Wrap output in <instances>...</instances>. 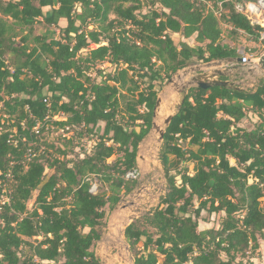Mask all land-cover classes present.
I'll return each instance as SVG.
<instances>
[{
  "label": "trees",
  "instance_id": "obj_1",
  "mask_svg": "<svg viewBox=\"0 0 264 264\" xmlns=\"http://www.w3.org/2000/svg\"><path fill=\"white\" fill-rule=\"evenodd\" d=\"M219 1L0 0V198L9 199L0 205V264H100L94 246L105 208L137 185L124 175L136 168L167 81L185 67L239 55L222 42V24L264 51L238 8L254 0H223L217 17ZM38 22L48 28L43 35L33 32ZM173 33L195 35L200 45L175 44ZM103 63L110 70H97L100 81L88 85L84 71ZM64 127L73 136L57 140L71 148L100 132L91 152L67 157L48 138ZM159 160V205L123 230L133 264H233L253 251L264 239V74L251 89L190 88ZM91 176L107 191L89 193ZM212 214H221L218 227L198 230Z\"/></svg>",
  "mask_w": 264,
  "mask_h": 264
},
{
  "label": "rangeland",
  "instance_id": "obj_2",
  "mask_svg": "<svg viewBox=\"0 0 264 264\" xmlns=\"http://www.w3.org/2000/svg\"><path fill=\"white\" fill-rule=\"evenodd\" d=\"M48 29L44 23L38 22L33 26L34 34H45ZM18 40V38H17ZM261 49H257V53H260ZM103 67L109 71L110 66L107 63L103 64ZM243 73L245 76V70L243 67H240L237 71ZM179 73V72H178ZM258 77L254 80L252 79L249 83H245L242 86V83H235V85H239V88L243 89H251L255 85ZM164 87L162 88V90ZM182 95L175 93L172 99L175 101L166 102L165 108L162 110V113L159 117V123L162 121L163 117L169 115L172 112L177 110V106L181 101ZM144 108H141L143 111ZM251 122H256L257 118L254 115L249 114ZM100 128H102V124H99ZM99 133L93 136H83L80 139L75 140L72 143V147L68 145H64L65 140H57L59 132L50 133L48 138L54 141L56 146H61V149L68 150L67 157L76 158L78 157V153L81 152L89 154L98 141ZM157 138L156 134H152V137L145 138L144 142L140 143L138 153L141 155L142 159H139L136 164V168L141 167L140 176L136 179L137 185L129 194L121 193V197L119 202L112 208H105V218L102 220L101 225V238L94 246V252L97 257L103 262V264H130V259L128 255L129 251L125 245L117 239L116 232L117 228L120 226L126 225L127 222H131L136 217H139L150 210L154 209L159 205L160 197L163 195L165 191V177L164 172L159 160V151L157 150ZM65 139V138H63ZM77 139V137H76ZM180 145L186 149L188 146L186 143H181ZM72 149V151H71ZM113 158L109 159L111 161ZM231 164H234L233 160H231ZM182 166H185L183 163ZM188 173L193 174V165L188 164ZM91 183H96L100 190L97 191V194H100L101 190L107 191L106 187H102L98 182L96 177H89L87 179ZM28 208L32 209V201L28 202ZM116 207H122L119 212H114ZM221 214H212L208 222L199 220L198 222V230H204L211 227H218L220 221ZM203 218L207 217L205 212L201 215ZM129 218H132L128 221ZM119 226V227H118ZM34 240V239H33ZM32 240V241H33ZM39 240V238H38ZM255 248L253 251L248 252L245 256H237L233 264H264V239L258 237V242L252 245ZM223 257V256H222ZM224 258V257H223ZM162 259L160 258V261Z\"/></svg>",
  "mask_w": 264,
  "mask_h": 264
},
{
  "label": "water",
  "instance_id": "obj_3",
  "mask_svg": "<svg viewBox=\"0 0 264 264\" xmlns=\"http://www.w3.org/2000/svg\"><path fill=\"white\" fill-rule=\"evenodd\" d=\"M253 8L254 7L251 6V9ZM241 60V55H238L237 57L224 58L209 63H197L174 73L164 85V89L161 90L157 95L156 102L152 110L151 128L145 138L150 139L152 134H156L158 136L157 150L160 151L165 131L170 125L175 113L180 109V106L184 101V95L190 88L199 87L202 89H208L212 86H221L233 90H240V88L237 87L232 80H221L220 78L230 76L229 72L225 69L226 66L240 64ZM247 62L251 66L250 71H256L260 77L264 74V51L258 56L249 57ZM175 93L182 95L181 101L177 106V110L163 117L162 121H160L161 123H159V117L162 113V110L166 107V102H170ZM145 138L142 140V142H144ZM139 159H142V157L137 151L136 164ZM139 169H141V167H139ZM139 169L138 171L140 172ZM120 209H122V207H116L114 212L117 213L120 211ZM131 219L132 218H129L128 221ZM128 223L129 222H127L124 226H118L119 228H117L116 232L117 239L125 245L127 252L128 245L123 238V230L128 225ZM129 259L130 264H133L130 256ZM100 264H103L101 260Z\"/></svg>",
  "mask_w": 264,
  "mask_h": 264
},
{
  "label": "built area",
  "instance_id": "obj_4",
  "mask_svg": "<svg viewBox=\"0 0 264 264\" xmlns=\"http://www.w3.org/2000/svg\"><path fill=\"white\" fill-rule=\"evenodd\" d=\"M208 5H211L210 3H208ZM251 6H253L254 8L251 9ZM217 9L213 10L214 15H216L217 17L220 16L221 13V2L217 3ZM238 8L243 11L248 18L249 24L253 27H256L257 33L259 35V41L260 42H264V0H254L251 2H248L244 5H238ZM101 45H107L106 41H102ZM97 46H99V44H92L91 48H96ZM241 65L245 66V65H249L248 64V59L249 57L245 56V55H241ZM104 64V63H103ZM103 64H98L96 66H94V69H88L84 71V75L86 78L89 79V83L88 85H92L95 83H98L100 81L99 78H97V70H102L105 69L103 67ZM226 70H230V69H226ZM235 83V81H233ZM64 114H57L55 116H53V119L56 121L62 120L64 119ZM38 128V126H36L34 129L36 130ZM57 132H59L58 136H61V138H65V139H70L73 136V132L69 127H64L63 129H59ZM35 156V154L28 149L27 153H26V159L30 160L31 158H33ZM140 176V172L138 171L137 168L132 169L130 171H128L125 175H124V179L125 180H129V179H133L136 180L138 177ZM90 183V188H89V193L95 195L98 191V185L96 183ZM8 196L7 195H2L0 198V205H4V203L8 202Z\"/></svg>",
  "mask_w": 264,
  "mask_h": 264
},
{
  "label": "crops",
  "instance_id": "obj_5",
  "mask_svg": "<svg viewBox=\"0 0 264 264\" xmlns=\"http://www.w3.org/2000/svg\"><path fill=\"white\" fill-rule=\"evenodd\" d=\"M221 1L223 0H220L217 3H220ZM224 1H227V0H224ZM221 28H222V38H221L222 42H224L225 44H228L231 47H237V52L239 55H245L247 57L258 56L256 54L250 55L249 53H247V51L248 50L257 51V49H261L263 47L261 43H256V42L251 41L249 37L242 31H237L236 34L231 33L232 28L226 24H222ZM171 38L175 44H178L180 42H185L189 46H192V47L200 45L195 41V35L191 36L190 38L185 39L179 33H173L171 35ZM260 52L262 53V50ZM240 67L244 68L246 75L243 76L241 80L235 81L236 84L242 83V86H243L245 85V83H249L252 79L254 80L257 77L260 78L259 74L256 71H250V67H251L250 65L242 66L241 64H235V65H228L225 67V69H230V70H227L230 74L229 80H233L234 77H236L237 71ZM240 89H243V88H240ZM174 101L175 99L174 100L172 99V102Z\"/></svg>",
  "mask_w": 264,
  "mask_h": 264
}]
</instances>
